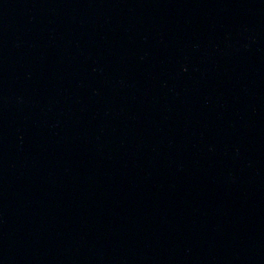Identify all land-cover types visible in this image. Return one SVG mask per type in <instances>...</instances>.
Masks as SVG:
<instances>
[{
  "label": "water",
  "instance_id": "obj_1",
  "mask_svg": "<svg viewBox=\"0 0 264 264\" xmlns=\"http://www.w3.org/2000/svg\"><path fill=\"white\" fill-rule=\"evenodd\" d=\"M0 264H264V0H0Z\"/></svg>",
  "mask_w": 264,
  "mask_h": 264
}]
</instances>
